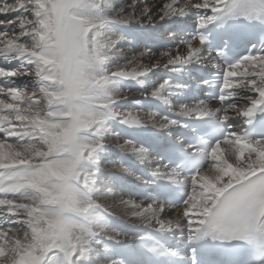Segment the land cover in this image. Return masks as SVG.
<instances>
[{
	"label": "snow or ice",
	"instance_id": "snow-or-ice-1",
	"mask_svg": "<svg viewBox=\"0 0 264 264\" xmlns=\"http://www.w3.org/2000/svg\"><path fill=\"white\" fill-rule=\"evenodd\" d=\"M112 3L0 0V264H53L56 257L59 264H81L100 238L123 239L93 220L95 209L112 214L111 206L92 197L103 125L118 119L167 130L179 121L156 112L114 110L123 97L98 90L156 68L179 72L192 63L216 70V105L182 104L175 115L211 118L223 126L220 138L201 149L203 167L175 181L187 185V192L174 217L131 198L113 203L158 231L187 229L189 242L264 240V137L248 139L229 123L264 110V47L227 64L217 62L222 53L200 54L207 39L200 30L230 18L264 20V0H163L154 12L148 6L134 11L136 0L128 12ZM185 16L194 17L197 31L177 47H141L125 63L104 68L110 56L122 54L116 44L125 39L108 24L143 27ZM21 79L25 83L18 85ZM171 86L164 80L147 95L160 98ZM260 128L264 132V119ZM114 147L141 163L148 153L128 139ZM174 174L171 169L169 176ZM191 264L198 262L193 258Z\"/></svg>",
	"mask_w": 264,
	"mask_h": 264
},
{
	"label": "rangeland",
	"instance_id": "rangeland-1",
	"mask_svg": "<svg viewBox=\"0 0 264 264\" xmlns=\"http://www.w3.org/2000/svg\"><path fill=\"white\" fill-rule=\"evenodd\" d=\"M139 1H141V0H136L137 5H135V7H134V11H136V12H138L140 9H142L145 6H148L150 8V12H154V11H156V9H158L160 7V4L157 5V6L149 5L147 3L146 4H140L141 2H139ZM146 2H148V0ZM130 3H131V0H117L116 3H115V0H113L112 7L114 9L123 7L124 11L128 12L129 8L127 7V5L130 4ZM0 18H2V17H0ZM178 18L179 17H173L171 20H161V21H158L156 23H148V24H145L143 27H141L138 24H134V25H132V24H129V25L108 24L107 25L108 29L111 32L114 29V32H113L114 34H119V35L123 36V33H125L126 35L123 36L125 38L124 40H122V41H120L119 43L116 44V47L120 48L122 50V54L121 53H117V54H114V55L110 56L107 59V62L105 61L106 64H104V68L112 69L113 67H116V66H118L120 64L125 63L127 61V59L129 57H131L132 55L136 54L140 50L141 47H151L150 44H145V42H142V41H145V38H147V36H149L150 39L161 36L163 39L168 40V43H173V44H171L172 45L171 48L177 47V42H179L181 40L182 35H177V34H174V33L172 34V31L169 28L173 29L174 28L173 27L174 24L175 23L178 24L180 22V20H178ZM141 19H144V18L142 17ZM174 20H175V22H173ZM166 24H170L171 27L167 26V28H166ZM179 24H181V23H179ZM117 25H119V26H117ZM136 25L139 28H143L145 30L141 31V29H139L140 31H138L136 29H133L132 27L133 26L135 27ZM113 26H114V28L111 29L110 27H113ZM118 28H120V30H116ZM122 30H124L125 32H122ZM144 32L148 33V35H145ZM169 33L173 35V36H171V38H169L170 40L168 39V37H169L168 34ZM137 34L138 35L140 34V35L138 36ZM162 38H160V40ZM148 43H150V42H148ZM164 48H167V47H164ZM164 48L161 47V48L157 49L156 46H154V50H157V51L158 50H162ZM15 65H16V61H12V64L10 66H15ZM164 71H169V70L166 69V68L165 69L164 68H158V72H156V70L154 72H151V73L148 72L143 77H139V78L135 79L139 83L141 82V84H142L141 87H139V86H136V87L135 86L134 87L130 86V87L126 88L127 90L123 89V91L120 92V96H122L123 98L118 99L113 104L112 108H115V110H118V111H121V112L134 111V110L135 111H140L141 109L139 110V108H137V107L144 108V104L143 103L145 101L148 102L147 100H150V98H151V96L147 95V93L151 89L156 88L161 82L164 81L163 74H162V73H164ZM180 71H182V73H183V71H186V70L180 69ZM125 80L129 81V82L130 81H134V79H131V78H128V79H125ZM24 83L25 82L23 81V79L17 81L18 85H23ZM117 89H116V86L114 85L113 88H112V90H113L112 92L115 93V91ZM108 90L109 89H107L106 91H108ZM98 91L100 92V93L98 92V94H103L105 90L101 89V91L100 90H98ZM110 92H111V89H110ZM214 105H216V104H214ZM174 107H175V105H174ZM112 124H115L114 126L121 125V123L119 122L118 119H109V120H107V124L103 125V128H102V139L104 141V150L101 153H99V156H98V161L96 163V169H97L96 178H95V184L93 186L94 195H93V192H92L93 199H96L97 201H99L103 205H109V206L112 207L110 209L111 213L115 212V210H116V209H114V203H113L114 201L118 200L119 198L127 199V197H125L126 195L123 196L121 194L120 181H119V179L122 178V175L120 173L125 171V170H122L123 168L120 169V167H118V164H116V161H114V158L112 159V157H111L113 154L116 155L117 153H119V151L117 152V148L113 146L114 143L117 140H121L122 141V140L127 139V138H123V135L119 136V134H120L119 129L115 130L117 127H114L115 128L114 129L112 127ZM126 127H128V126H126ZM128 128H130V126ZM130 129L132 130L134 128L131 127ZM120 131H121V129H120ZM109 133L113 134L114 137H116L118 135L119 138L114 139L113 141H111L109 139L110 137L107 138V136H109ZM108 151H111V152L109 153ZM149 159H150V157H149ZM117 172L118 173L120 172L119 173L120 175L117 174ZM95 193H97V194H95ZM156 207H158V206H156ZM115 213H113V214H115ZM96 214H99V215H96ZM119 214L123 215L122 217H124L125 219L131 220V221H136L135 219H132L130 216H127L128 215V211L124 210L123 207H121L119 209ZM171 215H173V216L175 215L174 210L169 211L168 216H171ZM106 216H108V214L102 213L100 209H95V212H94V215H93V220L96 223L100 222V224H103V225L105 223L104 226H106V228L108 230H110V228L107 227V223L105 222V221H107ZM168 216H165V217L169 218ZM100 242H102V239H100ZM96 246H98V247L94 251H90L89 252V257L90 258L87 257V259H90L91 261L87 260L88 264H105V263L109 264L111 261H113L112 259L110 261L107 260V258H106L107 255L99 254L98 253V248H100V247H99V245H96ZM59 262L60 261L58 259H57V261H56L55 258L53 259V264H59Z\"/></svg>",
	"mask_w": 264,
	"mask_h": 264
},
{
	"label": "bare ground",
	"instance_id": "bare-ground-1",
	"mask_svg": "<svg viewBox=\"0 0 264 264\" xmlns=\"http://www.w3.org/2000/svg\"><path fill=\"white\" fill-rule=\"evenodd\" d=\"M147 0H141V1H139V2H141L140 4H149V5H155V6H157V5H159V4H161L162 2H163V0H148V2H146ZM117 2V0H115V3ZM113 5V4H112ZM135 5H137V3L135 4ZM128 9V8H127ZM194 17H192V16H185V17H179L178 18V20H180V22L179 23H181V25H182V32H183V34H182V39H187V36L189 35V32H187V30H186V28H187V26L188 25H194L195 23H194ZM170 22V21H169ZM175 24H177V23H175ZM175 24H174V26H175ZM132 25H134V24H132ZM168 25H170V24H166V27L168 26ZM117 26H119V25H117ZM171 26V25H170ZM173 26V27H174ZM156 27V26H155ZM111 29H113L114 28V26L113 27H110ZM133 29H136V30H138V31H140L139 29H141V31H144L145 29H143V28H139L137 25L134 27H132ZM132 29V30H133ZM162 29V28H161ZM116 30H120V28H118V29H116ZM135 31V30H134ZM114 32V29L112 30V33ZM118 32V31H117ZM122 32H125L124 30H122ZM130 33V32H129ZM133 34V33H132ZM136 34V33H135ZM144 34L145 35H148V33H146V32H144ZM124 35H126L125 33H123V36ZM138 35V34H137ZM140 35V34H139ZM138 35V36H139ZM158 35V34H157ZM162 35V34H161ZM136 36V35H135ZM137 36V37H138ZM168 39L169 38H171V36H173L172 34H168ZM141 38V37H140ZM160 38H162L161 36H159V37H156V40H158V41H160ZM149 39H150V37L149 36H147V38H145V41H147V42H149ZM142 40V39H141ZM170 40V39H169ZM126 41V40H125ZM143 42V41H142ZM166 42H168V40H166ZM178 43L179 42H177V45H178ZM147 44H150V45H152L153 46V44H151V43H147ZM134 45V44H133ZM152 46H151V48H152ZM153 50H154V48H152ZM200 54L202 55V56H205V57H207V54L205 53V50H204V48H202L201 47V52H200ZM106 62H107V60H106ZM106 64V63H105ZM195 67H204V66H201V65H198V64H195V63H192V64H188V65H185V66H180V69H182V70H186V71H183V73H191L192 72V70H193V68H195ZM165 69V68H164ZM167 69V68H166ZM156 70V72H158V68H156V69H153L152 71H150L149 73H151V72H154ZM163 74V73H162ZM138 81L137 80H134V81H126L125 79H122V80H119V81H116V82H114L112 85H110L107 89H109L108 91H110V89H111V92L114 90H112V88H113V86L115 85L116 86V91H115V94H117V95H120V92H122L123 91V89L124 90H127L126 88L127 87H130V86H139V87H141V82L139 83H137ZM143 87V86H142ZM107 89H103V90H107ZM100 91H101V89H100ZM99 92V91H98ZM100 93V92H99ZM114 93V92H113ZM122 95V94H121ZM132 97V96H131ZM145 101V100H144ZM143 101V102H144ZM148 102H146V103H150V102H152V103H155V102H158L161 106H164V108L165 109H167V110H170V111H177L178 110V108H179V105H177V106H175L174 107V103H176L177 101L175 100V98H174V96L171 94V93H169L168 92V88H166L165 90H163L161 93H160V98H156V97H151L150 98V100H147ZM145 102L143 103L144 104V108H141V107H137V108H139V110L140 111H142V112H145V113H148V112H154L153 110H152V106H150V110H148V104L146 105L145 104ZM193 104V103H192ZM152 105V104H151ZM209 105L210 106H214L213 105V103H209ZM113 106V105H112ZM117 106V105H116ZM142 106V105H141ZM114 110H115V108H113ZM134 110V109H133ZM138 110V109H137ZM135 111V110H134ZM238 118H242V117H236V118H234L233 120H236V119H238ZM105 124H107V121H105V123H104V125ZM115 124H112V127L114 128V127H117L115 130H118L119 129V132H120V134H119V136L120 135H123V138H126V134H127V132H129L130 131V133H128V134H130L131 136H133L134 137V135L136 134V132L137 131H141V129L143 128V127H140V126H130V128L132 127V128H134L135 130L134 131H131V129L130 128H128V127H126L127 125H124V124H121V125H117V126H114ZM111 127V126H110ZM120 129H121V131H120ZM156 130H159V129H156ZM123 131V132H122ZM159 131H161V130H159ZM162 132H165V133H174L175 132V128H174V126L173 127H170L169 129H167V130H162ZM119 136L117 135L116 137H114V135L113 134H110L109 133V136H107V138H109L111 141H113L114 139H117V138H119ZM113 137V138H112ZM128 140H131V139H128ZM107 141V140H106ZM131 141H133L135 144H137L138 145V143L137 142H135L134 140H131ZM111 145V144H110ZM107 146V145H106ZM114 146V145H113ZM119 151V153H117ZM109 153L111 152V151H108ZM117 154L116 155H112L111 157H112V159L114 158V161H116V164H118V167H120V169L121 168H123L125 171H123V172H119L121 175H122V178H125V179H128V180H133V179H136L135 177H136V175L134 174V173H132V172H130L129 171V169L127 170V169H125L124 168V166L123 165H121L120 163H119V157L120 156H123V155H125V156H129L131 159H133L134 161H136L137 163H140V164H142V165H144L145 166V168L146 169H150V170H155L156 171V173H157V175H162V176H166L167 174H169V169L168 168H166V167H164V166H161V164L159 163V161L157 160V159H154V158H151L150 157V153H149V151H148V153H147V155H146V157L144 158V160H143V163H141L139 160H137L135 157H133L131 154H128V153H125V152H122V151H120L119 149H117ZM149 157H150V159H149ZM116 158V159H115ZM118 172H117V174H119ZM131 173V174H130ZM119 174V175H120ZM170 178H172V180H177V178L176 177H170ZM99 189V188H98ZM109 190V189H108ZM122 190V189H121ZM117 191V190H116ZM97 192V191H96ZM95 194H97V193H95ZM123 196L125 195L124 193H123V191H122V193H121ZM93 195H94V192H93ZM100 195V194H99ZM95 197V196H94ZM100 197V196H99ZM125 197H127V196H125ZM129 197H127V199H128ZM111 199V198H110ZM120 199V198H119ZM132 199V198H131ZM101 200V199H100ZM114 201V200H113ZM112 201V202H113ZM136 201H139V200H136ZM141 202H143V204H148V202H146V201H141ZM156 206H158V205H156ZM121 208V206H119V205H114V209H116L115 210V212H112V214H109V215H112V216H115V217H118L119 219H122V220H124V221H126L125 223H127V224H130V225H136V226H139V227H141V228H145V227H152V228H155V227H153V226H151V225H148V224H144V223H141V222H139V220H137L136 218H134V217H131L132 219H135L136 221H131V220H128V219H125L124 217H122L123 215H120L119 214V209ZM158 208H163L164 209V213H163V215L164 216H168V213H169V211H171L172 210V208H164L163 206H158ZM124 210H126V209H124ZM128 211V210H127ZM94 212H95V210H94ZM113 213H115V214H113ZM127 216H129V215H127ZM175 216V215H174ZM173 216V217H174ZM106 222V221H105ZM100 223V222H99ZM106 223H108L107 224V227L108 228H110V231L112 230V231H115V232H117L115 229H114V227L108 222V220H107V222ZM182 223V222H181ZM104 225H105V223H104ZM174 229H172L171 231H173ZM123 239H127V237H123ZM122 239V240H123ZM96 245H99V250H98V252L99 253H102V254H105V255H108V253H107V250H105V249H107V247H106V245L105 244H103V242H99V243H96V244H94V246H93V249H92V251H94L98 246H96ZM93 254V253H92ZM95 254V253H94ZM87 257H89V254H88V256ZM87 257L86 258H84L82 261H81V264H88V261L87 260H89V261H91L90 259H87ZM108 257V256H107ZM106 257V258H107ZM90 258V257H89ZM56 259V261H57V259L60 261V257H56L55 258ZM108 260V259H107ZM106 260V261H107ZM111 260V259H110ZM113 262H116V261H111L109 264H113ZM106 264V263H105Z\"/></svg>",
	"mask_w": 264,
	"mask_h": 264
}]
</instances>
